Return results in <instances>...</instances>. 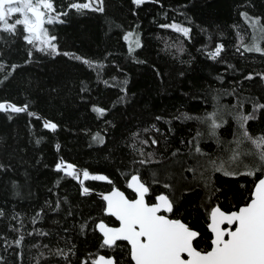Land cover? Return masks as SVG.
I'll use <instances>...</instances> for the list:
<instances>
[{
	"label": "trees",
	"instance_id": "obj_1",
	"mask_svg": "<svg viewBox=\"0 0 264 264\" xmlns=\"http://www.w3.org/2000/svg\"><path fill=\"white\" fill-rule=\"evenodd\" d=\"M53 2L57 12L67 13L62 23L46 24L59 54L29 45L22 25L15 34L0 26V103L28 105L32 114L0 112V264H91L98 255L130 264L127 243L102 246L96 226L118 222L106 215L98 194L117 188L136 198L128 187L136 173L150 189L147 201L169 195L172 216L198 231L200 248H208L211 208L245 206L254 178L185 169L205 159L195 152L198 133L201 152L213 159L227 158L236 147L230 142L238 125L227 110L217 120L220 143L202 122L218 104L231 109L247 98L241 110L249 115L253 103L264 104V55L239 47L252 43L251 20L264 25V0H103V12L70 8L87 0ZM171 24L190 28L189 37L161 27ZM130 32L140 39L133 52L124 39ZM219 45L223 51L213 59ZM255 115L247 131L262 137L264 108ZM45 122L56 123V131L44 128ZM141 147L143 158L153 153V162H138ZM61 160L108 180L81 184L56 171Z\"/></svg>",
	"mask_w": 264,
	"mask_h": 264
},
{
	"label": "snow or ice",
	"instance_id": "obj_2",
	"mask_svg": "<svg viewBox=\"0 0 264 264\" xmlns=\"http://www.w3.org/2000/svg\"><path fill=\"white\" fill-rule=\"evenodd\" d=\"M145 2L146 0H134L136 5ZM102 3L103 0H95V3L94 0H87L84 3H73L70 8L77 12L84 10L103 12ZM64 15L67 13L57 12L53 0H0L2 30L15 34L17 26L22 25L23 32L27 33L24 37L26 42L45 54H59V49L53 43L57 37L50 36L44 25L57 21L62 23L60 17ZM242 15L247 16V14ZM12 17L16 18L10 23ZM250 26L253 28L252 43L245 45L241 41L239 47H243L245 52L264 55V47H261L264 44V25L260 24L259 19L254 18L250 21ZM161 27L172 28L185 37H189L191 32L190 28L178 24L161 25ZM134 35L130 32L124 37L129 43L130 52L133 50ZM222 51L223 45H219L210 55L216 59ZM64 55L69 54L64 53ZM75 59L81 60L89 67H96L90 60L82 57H75ZM15 67L14 65L13 70ZM246 78L252 79L253 77L250 75ZM261 78L264 79V74H261ZM246 100L247 98H238L237 103L232 105L231 109L218 104L213 112L202 118V122L208 124V134L213 137H217V129L221 127V123L217 120L223 121L226 110L228 115L236 121L238 135L230 142L236 147L228 149L227 158L217 156L213 159L208 154L202 153L198 146L201 134L198 133L195 152L205 159L198 161L196 168L185 169V171L193 172L194 175L200 168H203L204 171L211 169L212 172H221L225 176L244 175L254 178V190L251 192L250 202L245 206L235 211H224L219 206L211 208L208 225L211 237L208 248H200L202 238L198 231L193 230L181 219L172 216L174 201L169 195L160 194L155 197V202H147L146 196L150 189L142 182L138 173L132 174L128 183V187L133 190L137 198L129 199L119 190L111 191L102 197L106 202V213L119 221L118 227H109L103 221L96 226L103 237L102 246L114 248L118 241L127 242L130 245V264H264V178H262L264 177V136L253 137L246 127L248 121L256 118V111L264 108V104L253 103V112L249 115L241 110ZM9 109L12 113L32 115L29 113L28 105L0 103V112H6ZM97 111L103 112L104 110L98 109ZM43 126L53 132L57 129V124L54 122H45ZM95 138L99 139V134ZM217 142L220 143L218 137ZM151 143L155 145L157 141L152 139ZM141 144L147 145L148 141H141ZM245 144L251 147H242ZM133 148H136L135 144ZM136 150L142 157L138 161L141 165L153 162L151 159L153 153H147L148 158L145 159L143 158L145 157L144 148ZM241 157L249 159L244 162ZM56 171L64 172L81 184L87 180H108L106 176L93 175L86 170L81 173L74 165H65L63 160L56 165ZM204 171H200V178L204 177ZM257 173L260 175L258 176ZM153 176L155 179V173ZM207 186L208 182L205 181V187ZM164 187L171 190L172 185L165 182ZM88 192L89 188L84 187L83 193ZM210 199L211 194L209 201ZM84 264H88V261ZM91 264H117V262L114 258L98 255L97 258L91 260Z\"/></svg>",
	"mask_w": 264,
	"mask_h": 264
},
{
	"label": "water",
	"instance_id": "obj_3",
	"mask_svg": "<svg viewBox=\"0 0 264 264\" xmlns=\"http://www.w3.org/2000/svg\"><path fill=\"white\" fill-rule=\"evenodd\" d=\"M262 178H264V177H262ZM81 179H83V177L81 176ZM258 182V181H257ZM114 190H119V189H117V188H114V189H112L111 191H114ZM110 191V192H111ZM119 191H121V190H119ZM110 192H107V193H102V194H98V196H99V198H101L102 199V197L104 196V195H107V194H109ZM121 192H123V191H121ZM124 193V192H123ZM125 195H126V193H124ZM127 196V195H126ZM128 197V196H127ZM129 198V197H128ZM137 198V197H136ZM103 200V199H102ZM146 200H147V198H146ZM104 201V200H103ZM148 202V201H147ZM104 203H105V205H106V202L104 201ZM105 212H106V210H105ZM106 215H108L107 213H106ZM109 216V215H108ZM110 217H112V216H110ZM114 219H115V217H113ZM116 220V219H115ZM117 221V220H116ZM118 222V226H119V221H117ZM118 226H116V227H118ZM110 227V226H109ZM97 230H98V232H99V229L97 228ZM100 233V232H99ZM101 234V233H100ZM101 236H102V234H101ZM119 242H124V243H127V242H125V241H118L117 243H119ZM129 247H130V245H129Z\"/></svg>",
	"mask_w": 264,
	"mask_h": 264
},
{
	"label": "rangeland",
	"instance_id": "obj_4",
	"mask_svg": "<svg viewBox=\"0 0 264 264\" xmlns=\"http://www.w3.org/2000/svg\"><path fill=\"white\" fill-rule=\"evenodd\" d=\"M94 3H95V0H94ZM15 18L16 17H12L11 19H10V23L12 22V21H14L15 20ZM44 27L46 28V24L44 25ZM133 39V41H134V43H133V45H132V52L133 51H135L136 49H138V47H140V39H138V41H139V43H137V40H136V38L134 39V38H132ZM53 43H54V41H53ZM128 43V42H127ZM138 44V45H137ZM128 46H129V43H128Z\"/></svg>",
	"mask_w": 264,
	"mask_h": 264
}]
</instances>
